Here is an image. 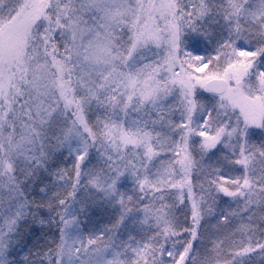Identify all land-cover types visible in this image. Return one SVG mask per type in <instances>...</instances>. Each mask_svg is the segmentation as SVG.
<instances>
[{
  "label": "snow or ice",
  "instance_id": "1",
  "mask_svg": "<svg viewBox=\"0 0 264 264\" xmlns=\"http://www.w3.org/2000/svg\"><path fill=\"white\" fill-rule=\"evenodd\" d=\"M0 264H264V0H0Z\"/></svg>",
  "mask_w": 264,
  "mask_h": 264
},
{
  "label": "rangeland",
  "instance_id": "2",
  "mask_svg": "<svg viewBox=\"0 0 264 264\" xmlns=\"http://www.w3.org/2000/svg\"><path fill=\"white\" fill-rule=\"evenodd\" d=\"M202 52H208V53H210L211 55L213 54L212 49H208L207 51H205V50L203 49V47H201L200 52H199L198 54H202V55H203ZM211 95H212V94H210V93H203L202 98H203V99H210V98H211ZM91 118L94 120V119H95V116H92ZM254 139H255L256 141H258V140H259V137H255ZM216 155L219 156L220 153H217ZM66 157H67V152H66V151L64 152L63 155H59V154H58V155H57V158H56V160H55V164L58 165V166H60V167H69V168H71L72 161H71L70 159H66ZM198 158H199V157H197V159H198ZM213 159H215V157H213ZM223 174H224L226 177H234V176L237 175L238 173H237V172H231V171H229V168H228L227 166H225L224 169H223ZM200 180L203 181V177H201ZM197 192H198V194H199V188H197ZM81 195H83V193H81ZM230 204H231V202H230L229 198H227V197H221V200H220V206H221L222 208H227V207H229ZM78 207H79V206H78ZM231 207H232V208H235L236 205H235V204H231ZM93 209H94V208H90V207H88L86 214L83 215V216H81V220L84 221L86 224L88 223L87 225H92V223H93V217H94V214H95V211H94ZM184 211H186L187 214H188V221H189V224H190V223H191V205L189 204L188 207H187V209H182L181 212H178V213H177V215L180 216V219H181L182 221L184 220V215H183V212H184ZM95 216H96V219H98V218H97V214H95ZM213 223H214V222H213L212 217H206V218H205V221L203 222V225L206 226V227L208 226V228H213V227H212ZM94 224H95V223H94ZM94 224H93V225H94ZM93 225H92V226H93ZM237 225H238V224H237V222H236V226H237ZM89 228H91V227H89ZM100 232H101V231H99V230H97V231H94V230H91V231H90V230H89L87 235L92 234V233H94V234H96V235H99ZM212 232H213V230H212ZM87 235H85V237H87Z\"/></svg>",
  "mask_w": 264,
  "mask_h": 264
},
{
  "label": "trees",
  "instance_id": "3",
  "mask_svg": "<svg viewBox=\"0 0 264 264\" xmlns=\"http://www.w3.org/2000/svg\"><path fill=\"white\" fill-rule=\"evenodd\" d=\"M202 53H203V55H206V56L211 55L208 52H202ZM89 207L90 208H94L93 210L95 211V214H97V218L98 219H96V216L94 214L92 225L94 223L95 224L92 226V225H87L88 224L87 223L86 224L87 230L85 231L84 235H87L89 230L90 231L91 230H94V231H97V230L103 231L105 228L111 227V224H112V222L114 221V219H115V217L117 215L116 210H114L113 208L105 205L104 203H102L99 200H97L96 203H94V204L93 203H90L89 204ZM212 219H213V222H214L213 225H215L216 222H217V220L214 217H212ZM203 222H202V224H203ZM236 222H237V224H239L241 221H240L239 218H233L232 221H231L230 226L228 228L223 229V233L226 234L228 232H231L236 227ZM188 223H189V221H188ZM89 227H91V228H89ZM212 230L214 231L213 228H208V226L206 227L204 225L200 229V231L202 233H204V236H205V241L204 242L205 243H207V238L209 237V234L212 232ZM241 238L242 237L240 236V234L237 233L236 236L233 239H235L237 242H239ZM198 247H200L199 244H198Z\"/></svg>",
  "mask_w": 264,
  "mask_h": 264
}]
</instances>
